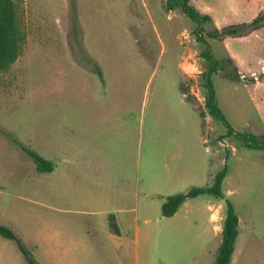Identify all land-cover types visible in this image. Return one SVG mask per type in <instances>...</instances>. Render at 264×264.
Wrapping results in <instances>:
<instances>
[{"label": "rangeland", "instance_id": "rangeland-1", "mask_svg": "<svg viewBox=\"0 0 264 264\" xmlns=\"http://www.w3.org/2000/svg\"><path fill=\"white\" fill-rule=\"evenodd\" d=\"M15 1L25 40L0 73V223L40 264H214L230 200L240 219L232 264H264V150L222 138L198 39L263 82L264 27L249 39L208 35L252 20L247 1L190 0L211 15L202 24L167 0ZM210 78L230 125L264 134V87ZM12 137L54 169L39 172ZM225 165L223 197L162 214L167 196L212 185ZM0 264H28L1 235Z\"/></svg>", "mask_w": 264, "mask_h": 264}, {"label": "trees", "instance_id": "trees-1", "mask_svg": "<svg viewBox=\"0 0 264 264\" xmlns=\"http://www.w3.org/2000/svg\"><path fill=\"white\" fill-rule=\"evenodd\" d=\"M176 7H180L184 13L189 15L199 24L212 20L210 14L201 13L191 3L190 0L166 1V8L168 10L174 9ZM22 26L21 12L17 2L15 0H0V73L7 71L12 66V64L17 61L23 52L25 35ZM263 27L264 9L250 21L228 25L221 29L216 28L215 30L209 32L208 35L211 38L220 39H223L226 36H246ZM198 39L199 41H203L207 44V49L202 52V56L210 61L209 70L206 72V87L208 90L206 106L209 108V113L211 115L222 119L228 127L227 133L224 134L222 138L234 136L248 148L264 150V134L257 135L254 133H241L236 131L230 125L223 112L217 105L215 89L210 78L213 73H217L219 71L224 72V74L228 75L234 80L246 83H255V77L253 75H243L240 73L236 66L235 60L231 57L226 59L215 58V56L211 53L208 41L203 36H201V34L198 36ZM230 65L234 67V71H230ZM96 67L98 68L97 65ZM182 91L186 93L184 90ZM187 99L191 100L189 95H187ZM200 115H203L202 111L200 112ZM12 139L16 143H19L14 137H12ZM19 145L25 152L32 156L39 172H50L54 169L55 165L52 160L45 158L37 151L21 145L20 143ZM227 173L228 169L227 165H225V167L215 175L212 185L192 186L188 191L167 196L162 205V214L164 216L174 215L188 199L195 198L201 194L207 193L216 197H223L224 192L222 189V184ZM239 222L240 219L235 206L230 200H228L226 218L222 232V240L218 247L214 264H231L232 256L235 251V244L239 234ZM111 226L114 231L118 232V226L114 216H111ZM0 235L6 239L14 240L16 242L19 250L23 254L28 264H40L33 255L32 251L27 248L23 240L11 227L0 223Z\"/></svg>", "mask_w": 264, "mask_h": 264}, {"label": "crops", "instance_id": "crops-1", "mask_svg": "<svg viewBox=\"0 0 264 264\" xmlns=\"http://www.w3.org/2000/svg\"><path fill=\"white\" fill-rule=\"evenodd\" d=\"M247 1V7L249 8V11H250V13L248 14L249 15V17H251L252 19L260 12V11H262L263 9H264V0H246ZM250 21V20H249ZM260 31H263V28H260V29H258V30H255L254 32H252L251 34H249V35H246V36H241V38H243V39H249L251 36H253V35H256L257 33H259ZM234 60H235V63H236V65H237V68H238V70H239V72L240 73H242L243 75H251L250 74V72H252V70H254V69H243V67H240L239 66V60H238V58L235 56H233L232 57ZM249 64H251V63H249ZM248 64V65H249ZM246 83V82H245ZM246 84H249V83H246ZM254 85H260V86H263L264 87V81L263 82H261V81H257V82H255V83H253ZM182 93H183V95H184V97H185V99H187L186 98V95H185V93L182 91ZM188 100V99H187ZM227 176V175H226ZM226 218V217H225ZM223 227H224V224H223V226H221V225H218L217 226V229H218V232L221 234V236H222V232H223ZM239 237H240V229H239V234H238V237H237V241H236V244H235V251H236V249H237V244H238V239H239ZM221 240H222V237H221V239H220V241H219V243H218V247H219V245H220V243H221ZM218 247H217V251H218ZM235 251H234V253H235ZM234 253H233V255H234ZM216 256H217V253H216ZM216 260V259H215ZM232 260H233V256H232ZM215 263V262H214ZM231 264H232V261H231Z\"/></svg>", "mask_w": 264, "mask_h": 264}]
</instances>
